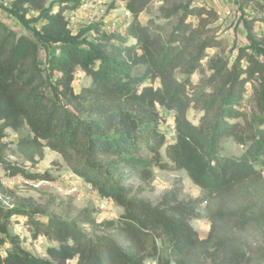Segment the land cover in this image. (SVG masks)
I'll use <instances>...</instances> for the list:
<instances>
[{
    "label": "trees",
    "instance_id": "16d2710c",
    "mask_svg": "<svg viewBox=\"0 0 264 264\" xmlns=\"http://www.w3.org/2000/svg\"><path fill=\"white\" fill-rule=\"evenodd\" d=\"M1 1L29 34L0 20V164L10 176L46 178L6 160L2 141L12 130L25 162L58 153L122 213L101 222L89 208L60 217L55 199L18 197L0 178V247L10 245L0 264H264V36L255 29L264 3L235 0L246 43L232 58L208 53L225 45L209 25L217 12L190 2L161 8L177 19L169 32L141 21L155 0H121L131 13L123 31L100 20L75 33L66 13L90 0ZM79 72L93 85L77 91ZM162 109L172 115L171 138ZM228 139L240 155L224 154ZM155 170L186 172L201 196L181 198L179 180L154 202ZM203 217L206 237L192 226ZM24 219L34 240L47 239L46 258L11 234Z\"/></svg>",
    "mask_w": 264,
    "mask_h": 264
},
{
    "label": "rangeland",
    "instance_id": "374dc122",
    "mask_svg": "<svg viewBox=\"0 0 264 264\" xmlns=\"http://www.w3.org/2000/svg\"><path fill=\"white\" fill-rule=\"evenodd\" d=\"M264 3V0H253ZM190 2L193 6H204L207 9L217 12V19L210 20V28H216L215 35L217 38L224 40L225 45L221 50H209L210 55L216 53L223 56H233L232 50L236 46L245 45V30L241 20V10L238 8L235 0H170L168 4L165 0H155L141 16V21L145 24L154 23L156 25H165L169 32L176 23V18L166 20L162 17L161 8H171L180 4ZM8 3L0 0V20L6 23L18 35L29 34V32L19 24L14 17L6 13L4 7ZM125 3L121 0H90L82 8L75 12H67V18L70 22V27L73 32L78 33L83 28L91 23L105 20L110 29L107 31H123L127 26L129 19L125 17ZM230 15H226V12ZM254 9H247L248 15L252 14ZM257 14V12L255 13ZM260 16V15H259ZM197 23V20L194 21ZM255 29L257 33L264 36V22H257ZM90 39L94 38L93 33H89ZM43 62L46 60V53H41ZM206 67V62L205 65ZM208 73V72H207ZM202 75L197 74L193 77L195 83L199 82ZM92 79L79 72L75 89L78 91L83 86H92ZM250 93V97H251ZM252 98V97H251ZM254 105L253 99L249 102V107ZM249 108V109H250ZM162 116L165 119V124L162 126L168 138H171L172 130V115L162 109ZM196 114L195 110H190L189 116L192 118ZM20 134L12 130L7 131V138L2 143L7 144L9 149L5 151L4 156L7 161L17 165L20 168L27 169L32 174L40 176L46 175L45 179L29 180L22 175L10 176L3 165L0 164V178L6 188L15 193L18 197H31L37 202L45 204L52 198L55 199V205L52 212L60 217H64L69 211L74 214L89 208L93 210V216L98 222L106 219H117L122 213V209L118 208L113 202L103 199L99 196L96 190L89 184L84 183L80 178L74 175L62 157L51 150H45V158L40 161L35 167L24 159L15 151V144L18 142ZM224 154L227 156H238L242 152V148L238 147L232 140L228 139L224 142ZM182 181V196L183 199H196L201 196L200 189L195 186L184 171H159L155 170V180L152 190L147 193V196L154 202H158L164 194L169 192L177 181ZM6 205L13 204L11 196L4 198ZM204 212V211H203ZM42 221L47 219L38 217ZM26 220H15L10 229L12 235H18L25 240V248L32 254L38 257L46 258L48 241L44 237H39L34 240L28 226L25 225ZM192 226L197 229L201 237H206L208 234L209 222L203 217L201 220L192 222ZM9 244L0 247V254L5 256ZM71 264H76L71 262Z\"/></svg>",
    "mask_w": 264,
    "mask_h": 264
},
{
    "label": "built area",
    "instance_id": "2783aa9c",
    "mask_svg": "<svg viewBox=\"0 0 264 264\" xmlns=\"http://www.w3.org/2000/svg\"><path fill=\"white\" fill-rule=\"evenodd\" d=\"M221 1H222V0H221ZM226 15H230V12H229V11L226 12ZM125 17H126L127 19H129V18L131 17V13H130V11H128V10L125 11ZM104 24H105V29H106V30L110 29V26H107V22H104Z\"/></svg>",
    "mask_w": 264,
    "mask_h": 264
},
{
    "label": "crops",
    "instance_id": "0c3cea01",
    "mask_svg": "<svg viewBox=\"0 0 264 264\" xmlns=\"http://www.w3.org/2000/svg\"><path fill=\"white\" fill-rule=\"evenodd\" d=\"M208 230H209V227H208ZM74 263H76V261H73ZM149 264H157L156 261H150Z\"/></svg>",
    "mask_w": 264,
    "mask_h": 264
}]
</instances>
